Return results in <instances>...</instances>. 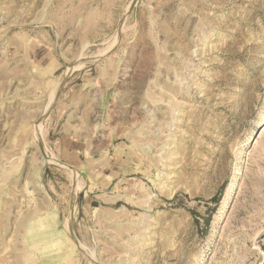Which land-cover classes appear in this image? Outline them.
Listing matches in <instances>:
<instances>
[{
	"label": "rangeland",
	"instance_id": "374dc122",
	"mask_svg": "<svg viewBox=\"0 0 264 264\" xmlns=\"http://www.w3.org/2000/svg\"><path fill=\"white\" fill-rule=\"evenodd\" d=\"M132 1L0 0V264H264V0Z\"/></svg>",
	"mask_w": 264,
	"mask_h": 264
},
{
	"label": "water",
	"instance_id": "95a60500",
	"mask_svg": "<svg viewBox=\"0 0 264 264\" xmlns=\"http://www.w3.org/2000/svg\"><path fill=\"white\" fill-rule=\"evenodd\" d=\"M137 1H138V0H133V1H132L131 6H130V10H131V8H133V6H135V4L137 3ZM79 63H80V62L75 63L71 68H75ZM68 77H69V74L66 73L65 76H64L63 82H62V84H61V86H60V90H59V93H58V95H57V97H56L55 102L58 100L59 95H60V93H61V91H62V89H63V87H64V85H65V83H66V81H67V79H68ZM55 102H54V103H55ZM83 174L85 175V173H83ZM77 193H78V192H75V195H76V196H77ZM75 195H74V196H75ZM69 231H70L71 237H72L73 240L75 241L76 245L80 248V247H81V243L78 241V239L76 238V236H75V234H74V232H73L72 223L69 225ZM81 250H82V249H81ZM82 251H83V252H84L89 258H91V257L89 256V254H88L85 250H82ZM93 262L96 263V264H100V263H99L98 261H96V260H93Z\"/></svg>",
	"mask_w": 264,
	"mask_h": 264
},
{
	"label": "bare ground",
	"instance_id": "6f19581e",
	"mask_svg": "<svg viewBox=\"0 0 264 264\" xmlns=\"http://www.w3.org/2000/svg\"><path fill=\"white\" fill-rule=\"evenodd\" d=\"M79 67V66H78ZM38 127H40V126H38ZM41 130V129H40ZM37 131H39V128H37ZM40 134H41V132H40ZM75 175H77V173L75 174ZM78 184V183H77Z\"/></svg>",
	"mask_w": 264,
	"mask_h": 264
}]
</instances>
